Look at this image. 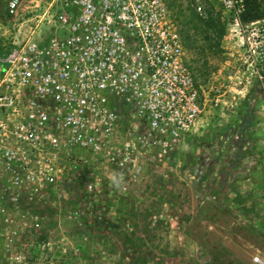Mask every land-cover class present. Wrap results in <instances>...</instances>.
<instances>
[{"label": "rangeland", "instance_id": "1", "mask_svg": "<svg viewBox=\"0 0 264 264\" xmlns=\"http://www.w3.org/2000/svg\"><path fill=\"white\" fill-rule=\"evenodd\" d=\"M50 2L10 14L0 0V40L41 29ZM164 3L197 86L206 100L219 87L220 105L206 101L170 154L133 140L114 156L71 157L55 186L0 177V226L41 219L47 253L77 256L65 264H264V88L239 85L243 49L220 0Z\"/></svg>", "mask_w": 264, "mask_h": 264}, {"label": "built area", "instance_id": "2", "mask_svg": "<svg viewBox=\"0 0 264 264\" xmlns=\"http://www.w3.org/2000/svg\"><path fill=\"white\" fill-rule=\"evenodd\" d=\"M22 1L5 0L6 11ZM220 3L243 49L239 85L264 88V19L241 23L243 0ZM49 9L30 36L0 40V177L12 184L55 186L71 157L114 156L133 140L170 154L206 101L220 105L219 87L206 100L197 86L164 0H51Z\"/></svg>", "mask_w": 264, "mask_h": 264}, {"label": "trees", "instance_id": "3", "mask_svg": "<svg viewBox=\"0 0 264 264\" xmlns=\"http://www.w3.org/2000/svg\"><path fill=\"white\" fill-rule=\"evenodd\" d=\"M263 4L264 0H243V10L239 15L241 23L263 20ZM41 222V219L32 221L16 217L8 218L2 222L0 226L4 229V232L0 233V261L2 264H65L67 260L77 257L72 254L56 259L55 254L47 253L48 232L43 233L36 229Z\"/></svg>", "mask_w": 264, "mask_h": 264}]
</instances>
